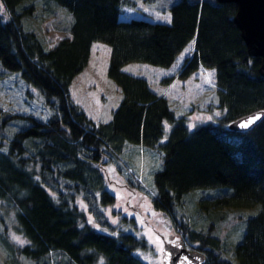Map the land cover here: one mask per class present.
<instances>
[{
	"label": "trees",
	"instance_id": "1",
	"mask_svg": "<svg viewBox=\"0 0 264 264\" xmlns=\"http://www.w3.org/2000/svg\"><path fill=\"white\" fill-rule=\"evenodd\" d=\"M0 2V87L13 85L23 93L21 103L37 98L49 109L8 108L0 99V223L12 214L4 228L24 241L3 233L14 259L149 264L135 253L147 241L131 230L134 217L122 215L127 228L105 213L116 200L106 165L120 159L127 142H137L161 159L152 174L153 209L174 212L173 204L195 187L230 188L209 197L210 215L182 220L177 233L195 242L189 247L204 255V264H264V73L233 20L235 2L174 0L170 22L122 16L133 0ZM40 15L51 16L64 32L49 46L30 23ZM191 39L177 74L185 78L199 65L214 68L215 104L224 108L214 121L190 124L144 76L121 68L131 60L168 66ZM93 40L110 45L106 72L122 91L110 117L97 122L69 87L86 66ZM256 109L263 113L250 127H228Z\"/></svg>",
	"mask_w": 264,
	"mask_h": 264
},
{
	"label": "rangeland",
	"instance_id": "2",
	"mask_svg": "<svg viewBox=\"0 0 264 264\" xmlns=\"http://www.w3.org/2000/svg\"><path fill=\"white\" fill-rule=\"evenodd\" d=\"M133 1L131 5L125 3L122 16L130 14L152 20H165L163 19L165 16H170L168 6L174 0ZM0 6H2L1 2ZM30 23L39 29L48 46L56 42L64 33L54 27L51 16L40 15ZM192 43L193 40H189L168 66L131 60L123 63L121 68L144 76L152 88L167 97L176 113H184L188 117L190 124L208 119L214 121L224 111V108L221 110L215 104L217 97L214 68L199 65L185 78L177 74L184 55L191 52ZM186 49L189 51L186 52ZM109 52L110 45L107 42L93 40L86 66L72 78L69 85L73 99L80 103L96 122L109 118L112 108L118 104L122 96L120 87L106 72ZM22 96V91L20 92L13 85L7 88L0 87V99L6 107L27 106L28 109L42 110V114L49 112L40 99L32 98L24 104L21 103ZM119 157L117 161L113 160L106 165L109 176L113 179L108 176L107 186L116 193V200L105 206V213L112 222L127 228L131 225L128 226L125 219L134 217L136 225H133L131 230L136 235L144 236L147 241L144 247H136L135 253L149 264H164L159 250L163 238L181 233L179 228L183 223L182 220L193 221L201 216L210 215L209 197L230 192V188L225 186L195 187L183 193L181 200L173 204L174 212L156 210L150 206L149 194L154 186L153 171L161 165L159 152L137 142H127ZM242 209L248 210L246 213L254 211L252 207H242ZM122 215H125V219L121 218ZM241 217L244 218V215ZM11 221L12 214L8 212L4 216V222L0 223V262L30 264L23 257L14 259L7 251L2 239L5 238L3 233L11 241L18 242L16 237L22 240V237L15 234L10 226L4 228L5 224L10 225ZM236 235V233L230 234V237L235 238ZM185 242L191 246L195 244L194 241L189 242L187 239Z\"/></svg>",
	"mask_w": 264,
	"mask_h": 264
},
{
	"label": "water",
	"instance_id": "3",
	"mask_svg": "<svg viewBox=\"0 0 264 264\" xmlns=\"http://www.w3.org/2000/svg\"><path fill=\"white\" fill-rule=\"evenodd\" d=\"M233 1L236 10L233 20L240 29V34L246 44L250 55H259L258 69L264 73V0H218ZM262 109L240 115L228 123V127L236 130L246 129L241 127L246 121L253 119V125L262 115ZM247 127V128H248ZM169 235V239H163L161 259L164 264H204V255L190 248L181 236ZM175 241V243H173Z\"/></svg>",
	"mask_w": 264,
	"mask_h": 264
},
{
	"label": "snow or ice",
	"instance_id": "4",
	"mask_svg": "<svg viewBox=\"0 0 264 264\" xmlns=\"http://www.w3.org/2000/svg\"><path fill=\"white\" fill-rule=\"evenodd\" d=\"M2 11H3V8H2V6H0V12H2ZM163 19H165V20H167V21L170 22L171 17H170V16H165ZM185 51L187 52V51H189V50L186 49ZM182 57H183V54H182ZM182 57H181V58H182ZM253 119H256V118H253ZM253 119H250V120L246 121L245 123H243V124L241 125V127L247 128L250 124L253 123ZM16 239H17V241H18L19 243H21V244L24 243V241H23V240H20L19 237H16ZM173 243H175V241H173ZM159 250H160L161 252L164 251L162 245L160 246V249H159Z\"/></svg>",
	"mask_w": 264,
	"mask_h": 264
},
{
	"label": "flooded vegetation",
	"instance_id": "5",
	"mask_svg": "<svg viewBox=\"0 0 264 264\" xmlns=\"http://www.w3.org/2000/svg\"><path fill=\"white\" fill-rule=\"evenodd\" d=\"M175 235H173V237H174ZM169 238V237H168Z\"/></svg>",
	"mask_w": 264,
	"mask_h": 264
}]
</instances>
